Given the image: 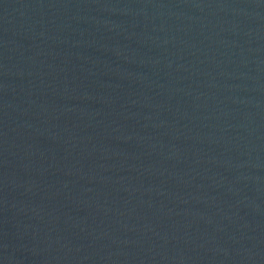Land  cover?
Here are the masks:
<instances>
[{
    "label": "water",
    "instance_id": "1",
    "mask_svg": "<svg viewBox=\"0 0 264 264\" xmlns=\"http://www.w3.org/2000/svg\"><path fill=\"white\" fill-rule=\"evenodd\" d=\"M0 264H264V0H0Z\"/></svg>",
    "mask_w": 264,
    "mask_h": 264
}]
</instances>
